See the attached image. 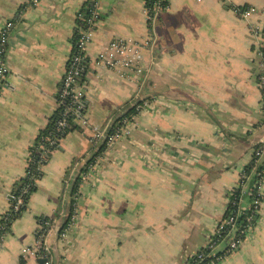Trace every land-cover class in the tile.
<instances>
[{"label":"crops","instance_id":"obj_1","mask_svg":"<svg viewBox=\"0 0 264 264\" xmlns=\"http://www.w3.org/2000/svg\"><path fill=\"white\" fill-rule=\"evenodd\" d=\"M0 0L8 36L0 89V218L23 177L39 133L57 109L60 81L86 2L97 19L86 49L85 118L101 128L139 100L149 105L130 134L106 149L81 183L75 220L58 234L69 196L64 186L95 149L89 131L63 137L41 167L26 210L0 242V264H39V217L58 214L45 237L48 264H183L224 216L231 190L263 141L257 75L260 58L250 23L264 26V0H167L154 27L145 0ZM252 7L243 19L230 7ZM150 70L142 83L108 71L95 57L115 39L144 41ZM153 63H152V62ZM257 221L238 250L218 264H264V182Z\"/></svg>","mask_w":264,"mask_h":264},{"label":"built area","instance_id":"obj_2","mask_svg":"<svg viewBox=\"0 0 264 264\" xmlns=\"http://www.w3.org/2000/svg\"><path fill=\"white\" fill-rule=\"evenodd\" d=\"M40 0H28L25 2L24 8L35 7ZM228 4L230 0H221ZM163 0H154L153 6L149 7L144 4V13L148 27L152 29L160 14L164 10L162 6ZM93 7L90 11V16L86 20V27L79 28V38L69 56L65 73L60 81V91L56 98L57 107L65 104L64 116L58 121L56 133L61 132L67 123L66 117L73 116L75 121L87 128L89 131V142L95 149L103 140L107 139V145L112 146L117 141L127 137L130 134V125L135 123L136 116L130 119H123L119 126L114 128L112 134L107 135V130L112 123V119L108 121L102 128L93 127L84 117L85 98L84 91L86 81L81 80V75L88 69V60L86 57V49L93 37V25L97 19L96 3L93 2ZM243 19H248L256 11L252 7H230ZM264 13V6L261 9ZM19 14L13 19L6 21L0 30V89L6 83L8 74L5 62L8 36L10 31L15 27L19 20ZM81 17V14H80ZM250 32L256 39L258 55L260 58V67L257 75V84L260 89L259 112L262 117L261 127L264 129V26L260 28L254 23H250ZM156 44L154 35L148 37L144 41H134L128 39H115L108 43L105 50L100 52L96 57V62L108 71L114 72L119 76L129 79L137 84L142 83L148 77L149 68L145 66L143 59V50H151ZM152 62V61H151ZM153 63V62H152ZM149 105L147 100H144L136 107L138 114ZM137 114V115H138ZM56 137L46 139L48 145H55ZM41 154L39 157L44 159L48 150L46 145L40 146ZM99 159V158H98ZM97 159V160H98ZM96 162L89 168L88 172L83 176L84 180L89 173L97 166ZM39 160L37 170L41 171ZM36 164L30 158L23 178L29 177L34 181L35 173L31 171V167ZM70 177L64 181L65 189L68 193L70 185ZM83 180V181H84ZM264 182V139L253 150L251 161L239 174L236 186L231 190L226 210L223 218L213 228L209 234L205 245L196 253L189 256L183 264H218L226 259L229 255L239 249L248 233L253 229L262 205V188ZM31 183L17 188L14 187L10 195L11 204L9 208L1 215L2 220H6L9 213H16L25 203L26 195H29ZM229 207H235L234 211H228ZM75 209V208H74ZM66 216V213L65 215ZM242 217V223L237 224L238 218ZM75 220V214L70 218V222ZM56 220L49 218L41 221L36 230L34 244L31 247H26L22 250L23 257H33L35 259H48V249L44 243L46 235L55 229ZM38 251V254L36 253ZM49 259L46 263L48 264Z\"/></svg>","mask_w":264,"mask_h":264},{"label":"trees","instance_id":"obj_3","mask_svg":"<svg viewBox=\"0 0 264 264\" xmlns=\"http://www.w3.org/2000/svg\"><path fill=\"white\" fill-rule=\"evenodd\" d=\"M153 2L154 0H145V5L152 7L153 6ZM162 6L165 9L167 7V0H163L162 2ZM93 7V4L90 2H86V4L84 5L82 11H81V17H79L77 19V26L78 29L79 28H85L86 27V20L88 19V17L90 16V11ZM78 29H75V32L73 33V38H72V49L74 48L80 34ZM88 60V59H87ZM88 70V69H87ZM84 71V73L81 75V80H85V73L87 72ZM146 100V99H144ZM144 100H139L136 101L135 103H133L131 106L127 107L122 113L118 114L117 116H114L112 119V123L109 126L108 130H107V135L112 134V132L114 131V128L116 126H119L121 121L123 119H130L132 116H137L138 111L136 110V107L141 104L142 101ZM66 105L62 104L59 107H57V109H55V111L53 112L52 116L50 117L48 124L46 125V127L39 133V135L37 136L33 147L31 148L30 151V158L33 160V162H36V164H34L31 167V171L33 173H35V178L34 181L29 179V177H25V178H21L16 184L15 187L20 188L23 187L25 185H27L28 183L32 184V187L30 188V193L29 195L34 192L36 185L35 182L40 178L41 176V171L37 170V166H38V161H40V164L44 165L48 158L50 157V154L53 150L57 149V146L60 142V140L66 136V134H68L71 131L74 130H81V123L80 121H75V118H73V116H68L66 117L67 119V123H66V127L59 133H56V126L58 124V121L61 120L63 118V114H64V110H65ZM86 109V107H85ZM85 112H84V117H85ZM83 126V125H82ZM102 128V127H101ZM83 129H86V127L83 126ZM51 137H56L57 141L55 145H48V143H46V139L47 138H51ZM88 141H89V136H88ZM46 145L47 150L49 151L48 154H46V156L44 157V159H41L39 157V155L41 154L40 151V146L41 145ZM109 148V145H107V139L103 140L96 148L94 153L92 154V156L86 160L83 165H81L77 171L74 172V174H72L71 176H67L66 179H68L69 177L70 179V185H69V189H68V196H69V203L67 205V213L66 216L64 217L61 227L58 230V234H61L63 232V230L70 224V218L74 213V208H75V204H76V200L78 198V194H79V187L81 185V183L84 180V175L88 172L89 168L96 162V160L103 154V152ZM29 158V159H30ZM29 195H26L25 197V203L24 205L20 208V211L13 213V211H11L9 213V216L7 217V219L4 221L0 218V242L3 240L4 236L10 232L11 226L12 224L21 216V214L26 210L27 207V202H28V198ZM11 204V201H10ZM235 207H229L228 211H234ZM50 218H58V214L55 215L54 217H50ZM49 219L48 217H39L37 218L36 224L38 226V224L43 221ZM242 223V217L238 218L237 224H241ZM36 230L37 227L34 231V240L36 237ZM32 248V246H31ZM38 254V251L36 252Z\"/></svg>","mask_w":264,"mask_h":264},{"label":"water","instance_id":"obj_4","mask_svg":"<svg viewBox=\"0 0 264 264\" xmlns=\"http://www.w3.org/2000/svg\"><path fill=\"white\" fill-rule=\"evenodd\" d=\"M85 105H86V101H85ZM47 261H48L47 258H44V259H37V262H38L39 264H44V263H46Z\"/></svg>","mask_w":264,"mask_h":264},{"label":"rangeland","instance_id":"obj_5","mask_svg":"<svg viewBox=\"0 0 264 264\" xmlns=\"http://www.w3.org/2000/svg\"><path fill=\"white\" fill-rule=\"evenodd\" d=\"M248 19H250V17Z\"/></svg>","mask_w":264,"mask_h":264}]
</instances>
